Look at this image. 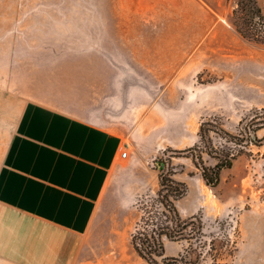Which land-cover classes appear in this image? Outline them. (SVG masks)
<instances>
[{"label": "rangeland", "instance_id": "1", "mask_svg": "<svg viewBox=\"0 0 264 264\" xmlns=\"http://www.w3.org/2000/svg\"><path fill=\"white\" fill-rule=\"evenodd\" d=\"M256 3L264 14V0ZM235 6L236 0H0V80L12 88L10 80H26L30 91L91 118L118 120L125 130L126 159L134 160L117 171L121 182L113 181L115 195L90 233L106 262L149 264L133 251L130 233L156 196L160 160L168 165L169 158L187 186L175 201L180 215L201 212L206 231L235 230L234 264H264V141L235 147L215 187L194 164L196 150L178 151L204 149L203 120L237 134L253 115L264 119V45L235 31ZM257 128L261 138L264 125ZM209 135L213 146H235L225 135ZM201 156L204 164L215 162L205 151ZM163 242L166 256L182 248Z\"/></svg>", "mask_w": 264, "mask_h": 264}, {"label": "crops", "instance_id": "2", "mask_svg": "<svg viewBox=\"0 0 264 264\" xmlns=\"http://www.w3.org/2000/svg\"><path fill=\"white\" fill-rule=\"evenodd\" d=\"M7 84L0 80V264H122L106 262L90 239L117 171L134 160L120 156L122 123L60 105L26 80Z\"/></svg>", "mask_w": 264, "mask_h": 264}, {"label": "trees", "instance_id": "3", "mask_svg": "<svg viewBox=\"0 0 264 264\" xmlns=\"http://www.w3.org/2000/svg\"><path fill=\"white\" fill-rule=\"evenodd\" d=\"M231 23L235 31L245 40L264 45V14L256 0H236L232 10ZM264 110V108H263ZM253 115L249 123L241 125L239 133L232 134L212 122L203 120L198 128L200 140L204 149L197 144L178 151H192L194 164L199 167L204 183L215 187L220 178V171L230 167L232 160L245 142L259 144L264 136L258 138L255 131L264 125V119L258 120ZM213 131L235 146L216 147L211 144L209 132ZM205 151L215 159L211 165L203 163L201 152ZM160 160L158 168L159 187L156 196L150 204H143V213L136 221L130 233V243L138 256L149 264H234L237 250V234L229 233L225 227L219 231H206L201 212L182 217L175 201L186 194L184 181L177 179L173 167ZM182 243V248L176 256L164 255L163 238ZM160 259V260H159Z\"/></svg>", "mask_w": 264, "mask_h": 264}, {"label": "built area", "instance_id": "4", "mask_svg": "<svg viewBox=\"0 0 264 264\" xmlns=\"http://www.w3.org/2000/svg\"><path fill=\"white\" fill-rule=\"evenodd\" d=\"M128 152H127V145H125L121 151H120V156L125 158L127 156Z\"/></svg>", "mask_w": 264, "mask_h": 264}]
</instances>
